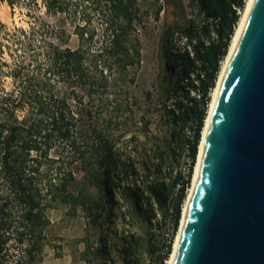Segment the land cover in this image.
I'll return each mask as SVG.
<instances>
[{"label": "trees", "instance_id": "1", "mask_svg": "<svg viewBox=\"0 0 264 264\" xmlns=\"http://www.w3.org/2000/svg\"><path fill=\"white\" fill-rule=\"evenodd\" d=\"M0 1L13 9L41 3L63 14L78 39L76 48H61L34 25L10 37L12 62L2 66L11 88L0 93V264H39L47 248L59 255L61 238L50 213L63 205L80 207L101 238L107 211L123 209L129 230L120 264H141L143 225L171 212V237L158 260L167 264L211 92L246 0H195L205 22L185 29L184 50H173L172 29L164 32L170 68H162L151 116L140 114L129 89L142 62L138 0ZM214 26L218 40L206 43L202 37H210ZM77 171L85 181L74 196ZM96 249L104 259L103 247ZM89 253L87 246L83 256Z\"/></svg>", "mask_w": 264, "mask_h": 264}, {"label": "water", "instance_id": "2", "mask_svg": "<svg viewBox=\"0 0 264 264\" xmlns=\"http://www.w3.org/2000/svg\"><path fill=\"white\" fill-rule=\"evenodd\" d=\"M174 264H264V0L226 74Z\"/></svg>", "mask_w": 264, "mask_h": 264}, {"label": "rangeland", "instance_id": "3", "mask_svg": "<svg viewBox=\"0 0 264 264\" xmlns=\"http://www.w3.org/2000/svg\"><path fill=\"white\" fill-rule=\"evenodd\" d=\"M138 4L141 18L138 34L142 46V62L136 74L135 84L129 89L131 95L139 102L140 114L151 116L160 98L159 76L162 68L164 67L165 71L168 66L163 52V47L167 43L164 42V32L172 29L173 50H184L188 42L185 39V29L191 24H194L196 29H201L205 17L200 14L195 0H138ZM243 10L239 11L240 15ZM157 13H159L158 17ZM31 25L41 30L45 28L46 37L58 47L74 49L78 46V39L73 34L74 29L63 14L50 13L41 3L34 7L16 5L13 9L8 3L0 1V93L2 89L11 88V80L5 74L7 68L2 66L3 62H12L10 49L7 48L12 45L10 37L16 29L29 30ZM202 39L206 43L216 42L218 37L215 26L211 30L210 37L203 36ZM151 128L153 131L156 130L154 120ZM187 167L185 155L180 171L186 174ZM76 178L77 181L70 190L74 196L83 188L85 181L81 171H77ZM89 194L93 198L98 197L95 188H90ZM123 213V209L107 211L106 222L110 229L106 225V233L101 238L102 234L98 228L88 227L86 215L80 207L73 211L67 205L59 206L50 213V217L53 221L54 233L61 238L62 249L60 254L56 255L54 250L47 248L39 264H120L119 250L122 248V236L124 231L129 230L126 226L127 221L122 217ZM143 227V238H140L141 264H158L171 237V212L165 215L159 214L152 225L147 224ZM87 246L90 247V253L84 257ZM101 246L105 251L104 259H100L96 253V248Z\"/></svg>", "mask_w": 264, "mask_h": 264}, {"label": "bare ground", "instance_id": "4", "mask_svg": "<svg viewBox=\"0 0 264 264\" xmlns=\"http://www.w3.org/2000/svg\"><path fill=\"white\" fill-rule=\"evenodd\" d=\"M253 1L254 0H246L244 10L241 13L240 20H239L238 25L235 29V33L232 37L227 55L222 62L221 71L219 73V76H218V79L216 82V86L213 89L212 94H211V101L209 104L207 118H206L204 128L202 131V135H201V141H200V145H199V149H198V155H197L196 165H195L193 176H192L191 186L188 189L187 197H186L184 205H183L178 232H177V235L175 237V241L173 243L172 251H171V254H170V257H169L167 264H174L176 255H177L179 247H180L187 214H188L189 207H190L193 195H194V191H195L200 167H201V164L203 161V157H204V153H205V149H206V144H207V140H208V135H209L213 115H214V112H215V109L217 106L218 98H219V95H220L226 74L228 72L229 66L231 64L232 58L234 56L235 50L237 48V45L239 43V40H240L241 35L243 33V30H244V27L246 25V22H247Z\"/></svg>", "mask_w": 264, "mask_h": 264}]
</instances>
